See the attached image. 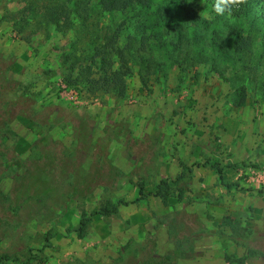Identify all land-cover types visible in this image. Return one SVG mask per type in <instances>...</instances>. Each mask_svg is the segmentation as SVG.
Wrapping results in <instances>:
<instances>
[{"label":"rangeland","instance_id":"obj_1","mask_svg":"<svg viewBox=\"0 0 264 264\" xmlns=\"http://www.w3.org/2000/svg\"><path fill=\"white\" fill-rule=\"evenodd\" d=\"M49 1L58 0H0V255L9 257L0 264H228L225 254L264 264V96L254 72L230 78L215 56L195 60L187 36L153 49L147 69L131 54L125 95L89 92L78 71L109 16L95 6L87 26L71 15L61 28L41 19ZM193 6L213 18L204 0ZM136 20L113 13L116 45L139 36ZM234 23L220 20L218 33ZM178 174L180 198L176 188L164 204L151 195ZM140 181L145 198L94 215L76 236L81 210L132 201Z\"/></svg>","mask_w":264,"mask_h":264},{"label":"trees","instance_id":"obj_2","mask_svg":"<svg viewBox=\"0 0 264 264\" xmlns=\"http://www.w3.org/2000/svg\"><path fill=\"white\" fill-rule=\"evenodd\" d=\"M214 3L215 0H204V4L208 5L213 15L211 20H207L194 9L193 0H58L43 4L41 19L57 27L68 28L71 26L69 17L73 15L82 25L87 26L86 21L95 6L109 16L108 23L103 26L102 36L99 37L100 43H91L92 52L89 51L88 59H86L88 63L81 65L78 71L79 78H82L89 92L100 90L113 92L118 96L125 95V79L131 73L128 65V57L131 54H137L147 69L152 65L153 49L166 45L178 46L182 38L186 39L187 36H191L195 41L193 49L195 53L193 57L197 58L195 60L203 63L206 60L211 61L215 56L216 61L222 64V72L228 73L230 78H233L236 73H241V77H246L247 73L253 71L250 81L259 83L263 88L264 96V55L260 54V47H264V0H246L244 5L233 8L231 15L226 13L224 16L215 14ZM116 12L124 14V18L136 17L135 27L141 30L137 38L133 35L127 36L123 46L116 45L122 24V22L112 21L113 13ZM228 18L235 19V23L227 25L229 31L227 32L228 37H225L218 33V22ZM204 23H207L211 31L206 42L204 41L206 36L197 30L198 28L205 29L201 27ZM139 77L142 78V75ZM65 81L67 84L77 82L74 78H66ZM141 84H144L142 80ZM232 91L234 93L233 104L237 107L244 105L245 85L239 83L232 88ZM216 173L219 182L229 186L222 179L220 167H216ZM180 178L178 174L172 179H159L151 195L164 204L168 194L176 188L177 197L180 198L182 191L177 186ZM146 196L147 193H144L143 183L140 181L137 183L136 197L132 201L104 200L92 212L86 213L81 210L75 230L76 236L80 238L84 235L94 215L109 216L116 213L120 205L141 200ZM45 239L47 240L48 237ZM34 258L33 254L27 257L28 260ZM7 259L9 257L6 255H0V260ZM225 260L228 264H243L244 258L225 254Z\"/></svg>","mask_w":264,"mask_h":264},{"label":"clouds","instance_id":"obj_3","mask_svg":"<svg viewBox=\"0 0 264 264\" xmlns=\"http://www.w3.org/2000/svg\"><path fill=\"white\" fill-rule=\"evenodd\" d=\"M246 0H215L213 11L217 16L231 15L233 8L244 5Z\"/></svg>","mask_w":264,"mask_h":264}]
</instances>
